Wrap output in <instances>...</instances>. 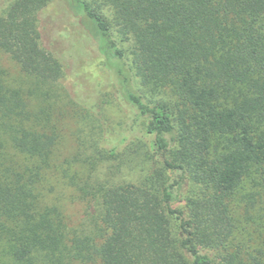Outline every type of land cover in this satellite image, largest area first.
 Instances as JSON below:
<instances>
[{"label":"trees","instance_id":"obj_1","mask_svg":"<svg viewBox=\"0 0 264 264\" xmlns=\"http://www.w3.org/2000/svg\"><path fill=\"white\" fill-rule=\"evenodd\" d=\"M59 1L95 41L141 130L138 145L160 170L151 183L95 188L99 232L72 231L37 190L58 136L39 125L19 90L4 86L0 68V264H264L263 251L229 245L234 199L248 178L259 189L246 197L250 205L264 197V0H104L112 22L86 0ZM49 2L0 6V51L38 88L65 77L41 42L39 15ZM114 26L130 42V61ZM134 80L170 103L149 100ZM64 89L97 117L94 99ZM112 135L99 142L103 157L126 151L129 136ZM5 144L37 163L15 166ZM181 201L184 209L173 207Z\"/></svg>","mask_w":264,"mask_h":264},{"label":"rangeland","instance_id":"obj_2","mask_svg":"<svg viewBox=\"0 0 264 264\" xmlns=\"http://www.w3.org/2000/svg\"><path fill=\"white\" fill-rule=\"evenodd\" d=\"M6 1L0 0V6ZM86 1L112 22V9L104 0ZM39 16L42 46L60 62L65 76L63 83L38 88L32 77L24 74L9 55L0 51L3 84L7 89L19 90L28 110L39 115V125L58 136L48 164L40 169L41 180L37 184L40 204L57 208L72 231L96 235L101 225L98 203L92 199L95 188L124 182L151 183L150 174L155 168L160 170V166L138 145L141 130L136 126L134 114L120 96L116 77L107 68L95 41L83 32L81 22L78 19L74 22L68 8L59 0H50ZM59 31L70 34L59 35ZM112 32L130 61V42H120L115 26ZM133 85L149 100L170 103L165 92L156 90L153 93L136 80ZM66 86L85 99L95 100L96 118L71 102L64 89ZM111 134L129 136L121 147H126V151L115 158L103 157L98 153L99 142ZM8 144L3 152L15 166L23 169L37 163ZM256 191L259 189L253 188L248 178L234 199L235 228L229 245L242 254L264 252V197L255 207L246 199ZM173 207L184 209L185 202Z\"/></svg>","mask_w":264,"mask_h":264}]
</instances>
